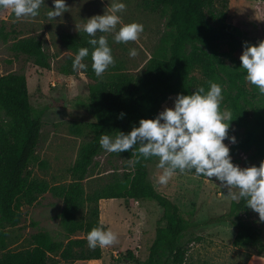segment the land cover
Returning <instances> with one entry per match:
<instances>
[{
	"label": "trees",
	"instance_id": "1",
	"mask_svg": "<svg viewBox=\"0 0 264 264\" xmlns=\"http://www.w3.org/2000/svg\"><path fill=\"white\" fill-rule=\"evenodd\" d=\"M149 6L166 15L165 32L157 54L139 76L125 73L115 65L98 78L91 67V55L82 61L88 65L83 72L95 82L88 85L84 107L93 120L92 138L70 167L68 183L49 185L28 169L34 160L46 109L31 105L23 75L0 74V264L100 260V247L90 249L86 237L93 227L107 230L100 222L98 207L99 201L107 199L152 202L160 215L155 220L154 238L144 264H185L188 244L195 241L189 232L191 224L178 205L152 185L148 169L157 157H141L120 177L91 193H85L82 182L102 150L101 134H127L139 127L141 119H154L170 96L191 95L199 87L207 91L209 80L221 85V110L230 109L229 123L243 129L241 144L253 150L251 159L258 165L264 160V95L245 80L241 60L233 55L242 44L241 32L228 21L227 0H151ZM0 36L7 40L8 35L2 31ZM61 39L72 55L59 70L63 75H73L72 64L78 50L87 47L91 52L90 37L80 32L63 34ZM223 46L228 50L223 51ZM10 50L25 56L38 69L50 70L40 38H16ZM121 113L122 119L118 118ZM122 153L135 161L131 150ZM47 192L62 201L58 217L64 239L55 241L47 233L38 232L30 236L27 247L9 250L5 245L7 228L17 227L22 208L32 206ZM251 210L243 199L233 201L228 212L216 221L232 226L235 247L253 249L255 256L261 257L264 239L260 229L247 219Z\"/></svg>",
	"mask_w": 264,
	"mask_h": 264
},
{
	"label": "rangeland",
	"instance_id": "2",
	"mask_svg": "<svg viewBox=\"0 0 264 264\" xmlns=\"http://www.w3.org/2000/svg\"><path fill=\"white\" fill-rule=\"evenodd\" d=\"M150 1L118 0L126 5V10L118 13L123 23L136 22L143 25L144 30L138 40L117 43L114 33H97L98 37H107L115 65L135 77L142 73L148 61L157 54L165 32L166 15L152 10ZM112 2L65 0L68 11L51 20L47 12L53 9V0H44V5L34 18L17 19L11 9L0 8V31L8 35L6 41L0 36V74L23 75L31 105L35 109H46L34 160L28 169L36 178L49 185L70 181V167L80 149L92 138L93 120L84 107L88 85L95 82L83 70L75 71L73 75L60 72L59 68L72 55L63 44L61 36L84 32L83 25L87 19L103 15ZM227 14L228 21L241 32L242 44L233 53L240 60L245 41L258 46L264 40V0H227ZM28 36L42 40L44 51L49 57L50 70H40L25 56L11 52L10 46L14 39ZM132 48L138 51L135 58L128 54ZM222 49L227 51L228 47L223 46ZM175 97L170 96L162 104L159 113L165 107H174ZM233 136L235 144L230 139L223 141L230 149L231 162L241 168L253 165L259 167L257 161L251 159L253 150L241 144L243 129L229 123L228 137ZM130 160L122 152L109 153L102 149L93 159L82 182L85 193H91L120 177L131 168ZM40 163L43 165L40 166ZM158 163V158H155L148 169L152 185L176 203L191 224L189 232L195 241L188 244L185 264H248L251 258L257 257L253 249H241L233 245L235 231L228 222L216 221L217 217L228 212L233 201H237L227 196V189L220 187V181L215 177L206 178L177 170L167 184L161 185L158 178L163 170L157 167ZM98 207L100 222L107 230L111 229L117 234L118 242L100 247V260L59 264H144L160 210L152 202L136 203L129 199L101 200ZM61 208L62 201L49 192L41 195L32 206H24L20 224L7 228L6 247L13 251L23 249L28 246L30 236L38 232L47 233L55 241H62L64 235L58 217ZM247 219L260 229L264 239V221L260 220L259 214L251 210ZM252 264H264V255L255 258Z\"/></svg>",
	"mask_w": 264,
	"mask_h": 264
},
{
	"label": "clouds",
	"instance_id": "3",
	"mask_svg": "<svg viewBox=\"0 0 264 264\" xmlns=\"http://www.w3.org/2000/svg\"><path fill=\"white\" fill-rule=\"evenodd\" d=\"M42 5L44 0H0V8L11 9L17 19L36 17ZM68 9L65 0H53V9L47 12V17L54 19ZM125 10L124 3L113 0L103 15L87 19L83 31L90 37L91 52L87 47L78 50L72 64L74 71L87 69L88 65L82 61L89 55L98 78H102L110 66H115L107 37L99 35L97 38V33H114L117 43L138 40L144 30L143 25L123 23L118 13ZM128 54L135 58L138 51L132 48ZM240 60L241 69L246 73L245 80L264 95V40L258 46L245 41ZM207 83V91L199 87L191 95L177 94L174 107H165L154 119H141L139 127H133L127 134L123 131H118L115 136L101 134L99 145L109 153L131 150L136 155L135 161L130 160L133 164L139 163L141 157H157V167L163 170L158 178L161 185L167 184L177 170L180 173L194 171L195 175L206 178L215 177L220 181V187L227 189V196L232 200L243 199L246 206L264 221V160L259 167L245 168L231 162L230 149L223 141L230 139L231 143H236L234 136L228 137L232 112L228 108L221 110L224 99L221 85L211 80ZM123 117L124 113H121L118 118ZM86 239L92 250L118 242L117 234L111 229L104 230L102 226L93 227Z\"/></svg>",
	"mask_w": 264,
	"mask_h": 264
},
{
	"label": "crops",
	"instance_id": "4",
	"mask_svg": "<svg viewBox=\"0 0 264 264\" xmlns=\"http://www.w3.org/2000/svg\"><path fill=\"white\" fill-rule=\"evenodd\" d=\"M257 257H258V256H257ZM257 257H253V258H251V260L249 261L248 264H252L253 260H254L255 258H257ZM259 258H260V257H259Z\"/></svg>",
	"mask_w": 264,
	"mask_h": 264
}]
</instances>
